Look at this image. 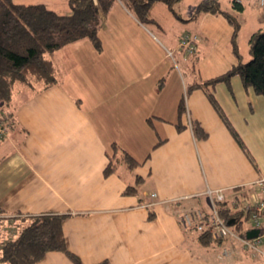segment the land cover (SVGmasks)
Listing matches in <instances>:
<instances>
[{
	"label": "crops",
	"instance_id": "obj_1",
	"mask_svg": "<svg viewBox=\"0 0 264 264\" xmlns=\"http://www.w3.org/2000/svg\"><path fill=\"white\" fill-rule=\"evenodd\" d=\"M205 1L179 0L175 15L197 35L196 52L222 45L232 54L225 62L192 66L178 46L180 34L164 36L167 47L116 0L102 15L100 50L87 38L67 43L48 54L55 83L13 84L4 109L12 119L0 140V209L14 226L31 216L62 215L67 247L82 264L103 259L111 264H255L256 258L232 242L227 243L230 254L220 256L226 242L202 244L199 233L179 219L190 208L209 209L207 190L222 191L224 208L253 204L260 196L254 182L264 176V97L237 75L212 87L241 146L207 88L186 91L188 84L236 63L233 25L222 13L198 12ZM236 1L241 10L232 0L228 10L222 9L217 0L238 23L239 50L244 38L264 31V0ZM162 4L156 3L153 13L169 10ZM186 8L181 15L178 10ZM158 26L165 31V25ZM169 51L176 54L173 62ZM181 97L184 127L178 130ZM186 112L206 137L194 136ZM113 143L137 164L116 162L105 175ZM127 185H136V192L125 194ZM242 214L248 218L242 210L240 221ZM34 264L73 263L60 251H49Z\"/></svg>",
	"mask_w": 264,
	"mask_h": 264
},
{
	"label": "trees",
	"instance_id": "obj_2",
	"mask_svg": "<svg viewBox=\"0 0 264 264\" xmlns=\"http://www.w3.org/2000/svg\"><path fill=\"white\" fill-rule=\"evenodd\" d=\"M116 0H67L69 11H57L48 7L45 3H18L12 0H0V114H4L9 120L10 114L4 110L9 105L11 88L14 83L31 85L41 83L49 86L56 82V70L52 59L48 54L61 48L67 43L87 38L95 47L101 49L98 37V29L102 22V15L106 14ZM130 10L135 18L143 23L159 22L151 15L152 7L161 2L171 12L173 6L179 0H120ZM213 1V3L210 2ZM209 2V4H208ZM232 7L241 10V3L232 0ZM197 11H210L222 13L229 23L233 25L232 44L233 52L239 60L235 35L238 23L227 12L220 9L217 0L201 2ZM251 58L246 62H236L225 72L204 80L202 83L192 82L186 87V91L198 87H206V94L210 102L218 111L222 120L228 127L233 137L243 146L238 134L221 111L212 87L218 82H228L233 75L242 80L245 87H250L256 94L264 97V31L253 32L248 39ZM184 58L189 60L190 55L180 47ZM163 80H159L161 84ZM184 98L181 97L177 106L178 121L176 128L182 129L184 125L180 118L184 112ZM4 110V111H3ZM191 129L197 138L207 136L197 121L191 120ZM112 155L109 163L104 168V174L111 173L116 162H123L128 167H134L137 162L125 151L119 150L116 144H112ZM139 177L136 178L138 183ZM136 185H127L125 194H134ZM219 203L220 214L226 220H233L241 229L240 219L237 214L242 209L230 211ZM5 213L0 209V214ZM248 215V214H247ZM152 214L149 213V217ZM62 215L42 214L31 216L18 223L15 235L6 238L0 244V264H34L44 257L49 251L64 253L73 264H82L79 257L70 251L62 229ZM237 229V230H238ZM202 244H209L212 240L207 233L199 234ZM220 241V240H216ZM94 264H111L107 259Z\"/></svg>",
	"mask_w": 264,
	"mask_h": 264
},
{
	"label": "built area",
	"instance_id": "obj_3",
	"mask_svg": "<svg viewBox=\"0 0 264 264\" xmlns=\"http://www.w3.org/2000/svg\"><path fill=\"white\" fill-rule=\"evenodd\" d=\"M197 35L185 31L179 37L178 46L183 48L185 53L191 54L196 50ZM169 55L171 52L169 51ZM187 126L191 128V119L186 112ZM10 126V120L6 118L4 114H0V140L8 132ZM255 185L260 193V196L251 205L239 206L237 202L233 204L232 209H242L248 214L250 221L249 227L245 230H236L231 227L230 224L221 216L219 203L224 200V195L221 190H207L209 198V209L204 210L201 208H190L183 211L180 216V222L186 229H193L199 234L207 233L214 240H220L226 242L221 247L220 256H226L230 254V249L227 245L228 242L237 244L240 248L249 252L252 255H261L264 257V176H261L255 180ZM151 193V196H154ZM2 214V213H1ZM0 214V219L5 218L3 214ZM252 228H257L258 233L253 237H246V231ZM15 231L11 232L13 235Z\"/></svg>",
	"mask_w": 264,
	"mask_h": 264
},
{
	"label": "rangeland",
	"instance_id": "obj_4",
	"mask_svg": "<svg viewBox=\"0 0 264 264\" xmlns=\"http://www.w3.org/2000/svg\"><path fill=\"white\" fill-rule=\"evenodd\" d=\"M14 2H18V3H45L48 7L55 9L57 11H69V6L67 3V0H12ZM210 2V1H209ZM208 2V4H209ZM210 3H213L210 2ZM220 7L222 9H229L227 8L228 6H230L229 0H220L219 2ZM163 5V4H162ZM175 6V5H174ZM174 8V12L178 9L175 10ZM165 10V9H164ZM161 10L156 11L155 13H153V11L151 10V15L162 25H165V31H162L161 27L158 26L155 23H147L145 24L146 28L148 29V31L153 34L155 37H157L158 39L162 40L163 42L166 41L164 40V36L172 39H176L179 36L182 35V33H184L185 31H188V29H190V27L186 26L185 23L183 21H178L177 20V16L175 15V13L171 12V10ZM180 11V13H182L181 15H185V13L187 12V8L186 10H178ZM179 22V23H178ZM187 29V30H186ZM185 30V31H184ZM180 32V33H179ZM166 34V35H165ZM165 45L168 47V44L166 42H164ZM221 43H218V47ZM225 48L221 45L218 49L213 48H207L204 52L202 50H199L198 52H194L195 54L190 55L189 60H187L186 62H191V64L193 63L192 66L196 67L197 66V62H211L214 60V62H217V60H219L220 62H225L226 59H229L230 56L232 55L231 52L230 53H226L225 52ZM205 56V59L203 61L202 60V56ZM239 53V60L236 56V61L235 62H246L251 58V54L249 52V44L248 41L244 38L242 40V44L240 45V49L238 50ZM170 60L173 62L174 59L173 57H176V54L174 55H168ZM8 108V106H5L4 109ZM1 113V112H0ZM238 203V202H237ZM241 224H242V228L238 229V227H236L235 224H230L232 228L234 229H238L239 231L241 230H245L247 227H249L250 225V221L248 218H246V216H244V214H242L241 216ZM16 225H18L16 223ZM13 225V222L11 221L10 218H2L0 219V244L3 240H5L8 237H11L10 234L11 232L15 231L17 226ZM16 233H14L13 235H15ZM235 244V243H234ZM237 245V244H236ZM249 253V252H248ZM250 254V253H249ZM254 258H256L255 264H264V257L261 255H252Z\"/></svg>",
	"mask_w": 264,
	"mask_h": 264
},
{
	"label": "water",
	"instance_id": "obj_5",
	"mask_svg": "<svg viewBox=\"0 0 264 264\" xmlns=\"http://www.w3.org/2000/svg\"><path fill=\"white\" fill-rule=\"evenodd\" d=\"M227 222H228V224H231L233 222V220H228ZM245 233H246V237L250 238V237L257 235L258 229L252 228V229L247 230Z\"/></svg>",
	"mask_w": 264,
	"mask_h": 264
}]
</instances>
